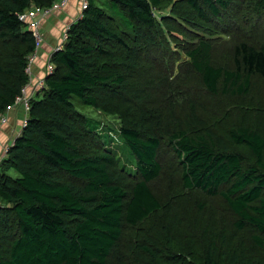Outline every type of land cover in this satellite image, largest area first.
<instances>
[{
  "label": "trees",
  "instance_id": "1",
  "mask_svg": "<svg viewBox=\"0 0 264 264\" xmlns=\"http://www.w3.org/2000/svg\"><path fill=\"white\" fill-rule=\"evenodd\" d=\"M56 1L0 0V120L30 82L35 38L19 16ZM239 1H89L63 48L51 55L53 72L24 108L25 124L0 161V264H112L115 255L123 262L128 229L149 237L134 246L147 264H264V134L235 123L229 145L221 143L208 127L199 128L202 111L188 89L171 90L168 98L183 107L189 125L169 120L156 103L161 68L152 66L161 63L148 57L174 42L186 56L181 67L200 78L203 90L248 96L256 79L264 81V37L254 45L228 34L230 67L218 63L209 36L182 43L193 31L207 33L190 15L210 24ZM255 4L264 20V0ZM169 7L159 20L156 13ZM124 107L132 119L122 115ZM90 110L118 122L107 124ZM167 148L184 191L225 202L237 242L226 240L225 223L214 230L213 219L203 226L180 223L196 229L190 244L185 234L162 244L151 234L166 214L153 184L164 172Z\"/></svg>",
  "mask_w": 264,
  "mask_h": 264
},
{
  "label": "rangeland",
  "instance_id": "2",
  "mask_svg": "<svg viewBox=\"0 0 264 264\" xmlns=\"http://www.w3.org/2000/svg\"><path fill=\"white\" fill-rule=\"evenodd\" d=\"M94 1L98 4V0ZM255 5V0H240L237 4L232 6L228 13L223 14L218 19H214L210 24H205L195 15H190L191 20L198 26L203 27L204 25L207 29L205 32L207 33L202 32L193 34V31L188 35L187 39L182 42L183 45H185L186 42L197 43L204 35L209 36L215 41V58L218 63L229 67L232 66L233 45L229 44L230 36H228V34L232 35L234 33L236 36L239 35L241 41L251 42L254 45H257L264 37L263 15L258 12L259 10H257ZM252 6H254V8H252ZM67 9L68 8L65 10L67 11ZM65 10H62V12ZM79 10L81 11V5L79 6ZM169 12L170 7L156 13V15L158 19L161 20L162 16L170 15ZM59 13H61V11ZM55 14H58V12L53 11L52 14L47 17V20L53 18ZM58 23H62V27L60 29L56 25V33L54 36L60 37L59 44H61L66 36L68 28L73 22L68 20L67 12H64ZM50 27L51 22L48 25L49 30ZM223 33L227 35H223ZM177 37H179L180 41H183L182 36L178 35ZM170 41H173L172 38ZM178 48L180 47H177L176 44L172 42L169 48L161 47L156 53L153 52L148 55L149 58H157L156 60L161 63L160 65L152 67L161 68L157 73L159 81L156 83L157 86H155V89L158 91V99L160 100L158 101L157 99L156 103L166 108V118L185 126L189 125L185 120L183 107L175 106L173 99L168 98L171 90H175L179 93L183 91V89H188L189 96L193 98L198 108L202 111L201 116L199 115L201 121L197 123L200 124L199 128L204 132L205 128L208 127L209 130L213 131L214 136L220 140L221 143L224 141L226 145H229L227 141V131L235 123H246L261 134H264V81L256 79L254 90L246 97L236 98L233 94H225L223 90H220L221 93L217 96L211 95L202 89L203 87L198 76L194 75L193 72L189 71L186 67H181L184 60H186V56L182 51L177 50ZM33 65L34 64H32V66ZM48 65L49 63L44 66L45 76L47 75L46 67ZM177 76H181V78L178 80L177 85L173 87L172 83ZM14 110L17 111L18 117H16V120L24 121L26 118L24 107L18 106L14 108ZM122 112H124L122 115L125 116L126 120L132 119V112L125 107ZM88 113L107 124L116 120L113 117L100 116L91 110L88 111ZM20 122L18 126L14 128L16 132L21 130V126L19 125ZM116 122L118 121L116 120ZM15 125L16 124H12L11 128ZM113 126L116 129L119 124L114 122ZM243 153L249 156L251 160L253 159L248 151L244 150ZM161 162L164 167V172L160 179L153 184V191L160 198V201L166 204V214L163 218L159 216L165 228L161 225L154 226L151 229V234L159 238L160 244L164 243L167 239H170L171 243H174L178 241L179 237L183 234L187 237L186 242L190 244V242L193 241L190 240L192 233L197 235V233H195L196 229L192 227L191 230H189L180 223L182 221L191 225L202 223L203 226L206 222H209V219H213L217 223L214 226L216 227L214 230H220L225 223V231L226 233H230L226 238L229 243L235 241L234 239L237 240L239 233L235 234L233 229L231 232L229 229V220L233 214L230 210L228 211L225 202L220 198L207 197L198 191H184L181 182L180 166L169 148L162 153ZM195 219H197V221ZM171 223H173L175 228L169 226ZM148 225L151 227L153 223ZM145 227L148 228L147 226ZM145 238H149L145 232L128 229L124 235L125 245L128 244V246L126 245L124 252L122 251V254L119 255V257H121V259L124 258V260L121 262L115 255L112 264H147L148 262H146L145 257L138 256L139 254L134 247L137 245V242L143 243L141 241Z\"/></svg>",
  "mask_w": 264,
  "mask_h": 264
},
{
  "label": "built area",
  "instance_id": "3",
  "mask_svg": "<svg viewBox=\"0 0 264 264\" xmlns=\"http://www.w3.org/2000/svg\"><path fill=\"white\" fill-rule=\"evenodd\" d=\"M71 0H58L56 1L52 7L49 8H32L24 13H22L19 16V19L21 22L25 23L28 27V29L32 32L34 38H35V50L34 52L29 56V65L26 70V72L30 75V82L26 86L22 88L21 95L16 98V101L14 102L13 106L8 109V111H11L12 109L23 106L27 111L30 109V102L31 99L34 97L35 94L39 93L45 86V78L41 79L38 83L32 86L31 77H32V64L37 59V55L42 48L43 45V37L41 33L39 32L41 22L43 19L47 18L50 14H52L53 11L60 12L62 10H65L69 7ZM90 0H80L81 10L82 12L86 10L89 6ZM56 13V12H55ZM68 31V30H67ZM67 38V32L66 36L63 40V42L60 44L57 50H61L63 48V43ZM56 50V51H57ZM47 75L51 74L53 72V66L49 64L47 67ZM9 116L8 112L4 115H2L0 120V130L4 128L5 126H8L9 123ZM25 124V123H24ZM24 126V125H23ZM10 145L7 143H2L0 141V149L2 150V155L5 157L9 151Z\"/></svg>",
  "mask_w": 264,
  "mask_h": 264
},
{
  "label": "crops",
  "instance_id": "4",
  "mask_svg": "<svg viewBox=\"0 0 264 264\" xmlns=\"http://www.w3.org/2000/svg\"><path fill=\"white\" fill-rule=\"evenodd\" d=\"M70 2H71L70 6L68 7L67 11L65 10L64 12H67L68 20H70L71 22H75L82 17L83 12H82V10L81 11L79 10L80 0H71ZM64 12H62V11H61V13L58 12V14H55V16L53 18H49L48 20H47V18H45L41 22V26H40L41 28H40L39 32L42 34V37H43V45H42V48L40 49V51L37 55L36 62L32 66V77H31L32 86L47 76V75L45 76L44 66L47 63H49L51 55L60 46V44H59V38L60 37H56L54 35L56 33V25L60 29L62 27L61 26L62 23H58V22H59L62 14ZM50 22H51V27L49 30L48 25L50 24ZM53 23H54V25H53ZM35 96H36V94L34 95V98H35ZM15 110H14V112H13V110H11V112L9 113V119H10L9 125L10 126L8 125V127H4L0 130V141L2 143L4 142V143L12 144V141L15 140L21 132V130L18 132H16L14 130V128H16V126H18V123L20 121H22V122H20L19 125H22L24 123L23 120H16V117H18V116H17V111H15ZM12 124L13 125L16 124V125L13 128H11ZM3 157L4 156L2 155V150L0 149V161L2 160Z\"/></svg>",
  "mask_w": 264,
  "mask_h": 264
},
{
  "label": "clouds",
  "instance_id": "5",
  "mask_svg": "<svg viewBox=\"0 0 264 264\" xmlns=\"http://www.w3.org/2000/svg\"><path fill=\"white\" fill-rule=\"evenodd\" d=\"M3 158H4V157H3ZM3 158H2V159H3Z\"/></svg>",
  "mask_w": 264,
  "mask_h": 264
}]
</instances>
